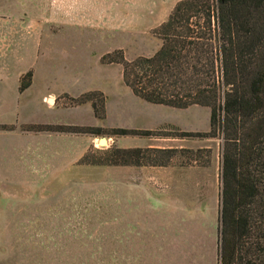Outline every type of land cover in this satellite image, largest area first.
Here are the masks:
<instances>
[{"label": "rangeland", "instance_id": "1", "mask_svg": "<svg viewBox=\"0 0 264 264\" xmlns=\"http://www.w3.org/2000/svg\"><path fill=\"white\" fill-rule=\"evenodd\" d=\"M179 1L0 0V264H219L221 138L27 129L209 131V108L143 101L121 64L102 62L117 50L154 55L152 31ZM90 91L107 97L104 119L91 104L61 105ZM111 146L179 150L168 166L81 162Z\"/></svg>", "mask_w": 264, "mask_h": 264}, {"label": "trees", "instance_id": "2", "mask_svg": "<svg viewBox=\"0 0 264 264\" xmlns=\"http://www.w3.org/2000/svg\"><path fill=\"white\" fill-rule=\"evenodd\" d=\"M161 43L152 56L127 60L122 50L102 57L123 66V82L141 100L176 109H210V130L162 134L116 128L32 125L29 131L94 137L221 138L222 196L219 264H264V0H180L153 29ZM32 84V73L20 90ZM71 107L91 104L106 117L107 97L67 95ZM179 149L119 148L88 151L92 166H168ZM184 150V149H181Z\"/></svg>", "mask_w": 264, "mask_h": 264}, {"label": "water", "instance_id": "3", "mask_svg": "<svg viewBox=\"0 0 264 264\" xmlns=\"http://www.w3.org/2000/svg\"><path fill=\"white\" fill-rule=\"evenodd\" d=\"M100 143H101L102 145H107V143H108L107 138H106V137H101V138H100Z\"/></svg>", "mask_w": 264, "mask_h": 264}, {"label": "crops", "instance_id": "4", "mask_svg": "<svg viewBox=\"0 0 264 264\" xmlns=\"http://www.w3.org/2000/svg\"><path fill=\"white\" fill-rule=\"evenodd\" d=\"M4 67H8V65H3V64H0V69H5ZM6 90H2V89H0V92H5ZM48 99V98H47ZM50 101H51V99H50ZM51 102H53V99H52V101Z\"/></svg>", "mask_w": 264, "mask_h": 264}, {"label": "bare ground", "instance_id": "5", "mask_svg": "<svg viewBox=\"0 0 264 264\" xmlns=\"http://www.w3.org/2000/svg\"><path fill=\"white\" fill-rule=\"evenodd\" d=\"M51 101H52V99H51Z\"/></svg>", "mask_w": 264, "mask_h": 264}]
</instances>
